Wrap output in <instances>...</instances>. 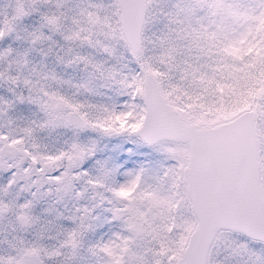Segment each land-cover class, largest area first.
<instances>
[{"label":"snow or ice","instance_id":"snow-or-ice-1","mask_svg":"<svg viewBox=\"0 0 264 264\" xmlns=\"http://www.w3.org/2000/svg\"><path fill=\"white\" fill-rule=\"evenodd\" d=\"M0 264H264V0H0Z\"/></svg>","mask_w":264,"mask_h":264}]
</instances>
